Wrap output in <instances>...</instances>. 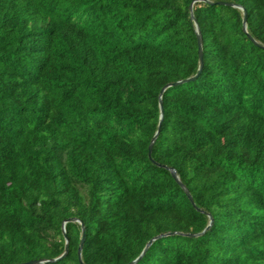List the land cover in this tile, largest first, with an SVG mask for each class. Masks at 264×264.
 Here are the masks:
<instances>
[{
  "label": "trees",
  "instance_id": "16d2710c",
  "mask_svg": "<svg viewBox=\"0 0 264 264\" xmlns=\"http://www.w3.org/2000/svg\"><path fill=\"white\" fill-rule=\"evenodd\" d=\"M192 1L0 0V264L70 217L84 264H264V0L194 2L161 94Z\"/></svg>",
  "mask_w": 264,
  "mask_h": 264
},
{
  "label": "water",
  "instance_id": "95a60500",
  "mask_svg": "<svg viewBox=\"0 0 264 264\" xmlns=\"http://www.w3.org/2000/svg\"><path fill=\"white\" fill-rule=\"evenodd\" d=\"M197 1H206V2H210V3H212L211 1H209V0H193L192 1V3H191V5H190V10H191V17L194 19V21H195V27H196V33H197V41H198V55H199V68H198V71H197V73L195 74V75H193V76H190V77H187V78H184V79H180V80H178V81H175V82H172V83H168V84H166L163 88H162V90H161V94L164 92V90L167 88V87H169V86H171V85H177V84H179V83H181V82H185V81H189V80H191V79H194L201 71H202V69H203V65H204V61H203V59H204V53H203V36H202V33H201V29H200V27H199V25H198V23H197V21H196V19H195V16H194V13H193V3L194 2H197ZM219 3H224V4H227V5H230V6H234V7H238V8H240L242 11H243V30L244 31H247V11H246V9L242 6V5H240V4H236V3H233V2H219ZM249 36L251 37V39L255 42V43H257V41L249 34ZM262 47H264V45H261ZM160 106H161V108H162V102L160 101ZM161 119H162V113H161V116H160V122H159V125H158V129H157V131L155 132V134H154V136H153V138H152V140H151V142H150V144H149V157L150 158H152V149H153V145H154V143H155V140L157 139V136H158V134H159V132H160V127H161ZM170 169V171H171V173H172V175H173V177L176 179V181L179 183V185L183 188V190L185 191V193L187 194V196L189 197V199L191 200V202L193 203V205L197 208V209H199V210H202V209H200L197 205H196V203H195V201H194V198H193V196H192V194H191V192H190V190H189V188L181 181V179H180V177H179V175L177 174V171L174 169V168H172V167H170L169 168ZM209 217H210V221H209V224L206 226V228L203 230V231H201V232H197V233H193V232H189V233H183V234H186V235H189V236H198V235H200V234H202L206 229H208L210 226H211V224H212V222H213V218H212V216L209 214ZM68 221H77V222H79L80 224H81V226H82V233H81V239H80V243H79V248H78V254H79V258H80V261H81V263L82 264H84L83 263V260H82V249H83V246H84V243H85V228H84V224H83V222L80 220V219H78V218H76V217H70V218H68V219H66L65 221H63V224H62V229H63V233H64V236H65V250H64V252L59 256V257H56V258H51V259H33V260H29V261H26V262H22V263H17V264H38V263H44V262H46V261H49V262H51V261H56V260H58V259H60V258H62V257H64L66 254H67V252H68V245H69V239H68V237H67V233H66V227H65V225H66V222H68ZM177 231H173V232H167V233H162V234H159V235H157V236H154L153 238H151L148 242H147V244L145 245V247H144V249L142 250V252L140 253V255L136 258V259H134L133 261H131V262H129V263H127V264H134V263H136L144 254H145V252H146V250L148 249V247L152 244V242L154 241V240H156V239H158L159 237H161V236H164V235H166V234H172V233H176ZM180 233H182V232H180Z\"/></svg>",
  "mask_w": 264,
  "mask_h": 264
}]
</instances>
